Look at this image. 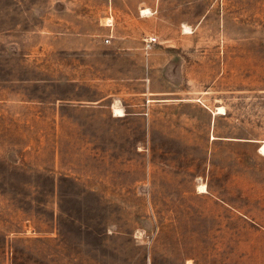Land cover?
<instances>
[{
    "label": "rangeland",
    "instance_id": "1",
    "mask_svg": "<svg viewBox=\"0 0 264 264\" xmlns=\"http://www.w3.org/2000/svg\"><path fill=\"white\" fill-rule=\"evenodd\" d=\"M263 144L264 0H0V264H264Z\"/></svg>",
    "mask_w": 264,
    "mask_h": 264
},
{
    "label": "crops",
    "instance_id": "2",
    "mask_svg": "<svg viewBox=\"0 0 264 264\" xmlns=\"http://www.w3.org/2000/svg\"><path fill=\"white\" fill-rule=\"evenodd\" d=\"M106 1H114V2H127V1H155V0H106ZM151 10L150 12L154 11L152 7H150ZM150 8H142L141 12L143 9H150ZM140 11L136 10V13L134 15H131L127 13L126 17H132V20H122V21H105L107 18H110L108 15L107 11H104L103 14L101 15H95L93 11L91 10V57H96V56H109V55H116L117 57H125V56H133L139 54V58L141 60L143 59L144 55V50H148V55L149 59H152L154 57V54L158 55V57L162 56L161 53L159 52H149V49H154L157 48V46L151 42L150 40L147 42L143 41V34L140 32L139 37L138 34H133L131 31H129L131 27L136 26L138 24L137 20H133V17L135 19H138L142 17L143 15H148V14H141ZM114 19V15L112 14L111 16ZM136 21V22H135ZM123 26H126L125 31L123 30ZM122 29V30H121ZM78 35L76 36L75 41H73L71 46H61L62 49L64 48H71V49H82L85 48L86 45L83 43L84 39L81 37L83 35L82 32H78ZM111 49H114L113 52H111ZM176 56H171V61L169 62V66H175L179 72L181 70L179 69V65L172 61V58ZM155 59V58H154ZM129 63H132L130 61ZM176 63V64H175ZM177 65V66H176ZM142 71V70H141ZM165 71V69H164ZM149 71V76H150ZM159 72L163 73V69H159ZM139 79H144V75L142 73L141 77ZM149 79V78H148ZM159 93H168V92H161ZM107 98H111L110 103L108 105L109 110L112 114L115 116H121L124 115L125 111V105L121 101V97L117 92H109L107 94H104L102 98L98 100V102H102L106 100ZM184 100V99H180ZM95 101V100H93ZM120 106V107H118ZM91 107H93L91 105ZM95 107V106H94ZM115 108H119L122 110V114H119L115 111ZM124 111H123V109ZM211 109V112L214 113H219L218 111H215ZM223 114V113H221ZM201 185V184H200ZM206 185V184H205Z\"/></svg>",
    "mask_w": 264,
    "mask_h": 264
},
{
    "label": "bare ground",
    "instance_id": "3",
    "mask_svg": "<svg viewBox=\"0 0 264 264\" xmlns=\"http://www.w3.org/2000/svg\"><path fill=\"white\" fill-rule=\"evenodd\" d=\"M150 12V9H143L142 10V13H144V14H148ZM115 111L117 112V113H119V114H122V110L121 109H119V108H115ZM217 111L219 112V113H226V110H225V108H224V106H219V107H217ZM261 153H264V144L261 146V148H260V150H259ZM198 190L200 191V192H206L207 191V186L205 185V184H201V185H199L198 186Z\"/></svg>",
    "mask_w": 264,
    "mask_h": 264
},
{
    "label": "built area",
    "instance_id": "4",
    "mask_svg": "<svg viewBox=\"0 0 264 264\" xmlns=\"http://www.w3.org/2000/svg\"><path fill=\"white\" fill-rule=\"evenodd\" d=\"M156 37H150V41L153 42V41H156Z\"/></svg>",
    "mask_w": 264,
    "mask_h": 264
}]
</instances>
